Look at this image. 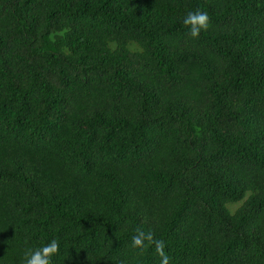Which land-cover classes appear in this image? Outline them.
I'll return each mask as SVG.
<instances>
[{
  "label": "trees",
  "instance_id": "trees-1",
  "mask_svg": "<svg viewBox=\"0 0 264 264\" xmlns=\"http://www.w3.org/2000/svg\"><path fill=\"white\" fill-rule=\"evenodd\" d=\"M137 227L264 264V0H0V264H160Z\"/></svg>",
  "mask_w": 264,
  "mask_h": 264
},
{
  "label": "clouds",
  "instance_id": "clouds-1",
  "mask_svg": "<svg viewBox=\"0 0 264 264\" xmlns=\"http://www.w3.org/2000/svg\"><path fill=\"white\" fill-rule=\"evenodd\" d=\"M183 24L188 28L192 38H199L201 30H208L211 20L207 12L188 11L183 18ZM131 245L141 251L147 247H154L156 255L160 258V264H170L171 258L165 251V241L156 239L152 230L146 232L137 227L135 235L131 237ZM59 247V242L52 239L40 248L26 250L23 264H52V257L59 252Z\"/></svg>",
  "mask_w": 264,
  "mask_h": 264
}]
</instances>
